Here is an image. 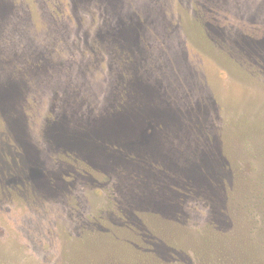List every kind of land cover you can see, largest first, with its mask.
<instances>
[{
    "label": "rangeland",
    "instance_id": "obj_1",
    "mask_svg": "<svg viewBox=\"0 0 264 264\" xmlns=\"http://www.w3.org/2000/svg\"><path fill=\"white\" fill-rule=\"evenodd\" d=\"M78 1L0 0L1 77L23 88L10 111L0 102V185L25 155L44 174L0 186V264H264V207L249 199L264 190V0H116L103 26L128 5L143 21L118 52L94 44L101 2ZM118 73L153 96L125 95ZM118 107L170 118L146 142L48 126L49 111L76 127Z\"/></svg>",
    "mask_w": 264,
    "mask_h": 264
},
{
    "label": "trees",
    "instance_id": "obj_2",
    "mask_svg": "<svg viewBox=\"0 0 264 264\" xmlns=\"http://www.w3.org/2000/svg\"><path fill=\"white\" fill-rule=\"evenodd\" d=\"M99 1L101 2V8H100L99 13L102 16L103 22H101L102 25L100 23V26L97 25L96 26L97 28L95 27L97 31L95 33L96 37H94V42H95L94 44H98V46L101 47L102 45L106 43L107 44L110 43L111 46L114 47L115 50H117V52L118 50L121 51L124 49L126 42L129 43L130 39H135L137 32L138 34L140 33V28L142 26L143 21H140L137 17H134L133 14L130 13L131 9L129 8V5H128V7L122 13H120L117 18H115L118 21L117 26H112L111 24H106L105 26H103L105 22L109 21L108 20L109 18L108 10H111V12L114 11L115 6L113 4H117V3H116V0L115 1L99 0ZM123 1L125 2V0ZM77 2L79 1L77 0ZM208 18H210L208 17V12L199 13L198 19L193 22V28H196L195 31L197 32L196 35H199V36L201 35L199 33L200 31H198L197 28L200 29L201 24L205 23ZM123 24L124 25L132 24L133 27L132 28L128 27L125 29V26ZM62 32H64V30ZM6 56L8 57H4L3 59L5 60V63H6L5 65L8 68V64L13 63V60L15 59L14 57L15 54L13 56L12 53H7ZM42 69H43V66L41 65V63H39L37 66L33 64V65H30V67L25 68L24 70L21 69L22 71L21 76L23 77V79L25 80L27 79L26 80V83H27L28 80L35 74V71L37 72L36 76L42 74L44 72L42 71ZM45 73L46 71L43 74ZM119 75H120L119 73L116 74V80L117 81L119 80L120 86H122V88H120L119 91H122L125 95L126 94L130 95V91L134 90L135 92L138 93L139 97L141 95L144 96V94H150L153 96V89L148 88L147 86L143 84V88L141 90L140 86H142L141 85L142 83L140 84L138 80H134L135 82H132L130 85L131 78L129 79L128 77H126L128 75L123 76V78H119ZM22 80H21V83H22ZM19 82L20 81L18 80V77L12 75L10 71L8 74H6V78H2L1 73H0V102L6 105L5 107L9 109V111L11 109L9 108L10 104L13 101H16L17 99H19L23 92V88L20 87ZM69 102L72 103V104L70 103V107L72 106L74 110L73 111V115H74L76 111L75 110L76 102L74 99L69 100ZM136 109L137 108L133 109V111L124 112V110H122L121 107H118L114 111L113 110L107 111L98 120H94L93 123H91L92 125L90 126H81L82 124L79 123L78 126L76 127H69V124L64 123L63 120H61V118L57 119L56 115H53L52 111H49V117L47 120L49 121V125H48L49 128L53 130L54 133H61V131L64 129L65 133H80L81 136H83V138L85 139L86 137L92 135V133H126L128 131L137 132L138 130L140 133V137L142 138V141L146 142L159 129L158 124L161 123L162 120H166L170 118V115L167 112V110L163 108H160L157 110L155 109V111L153 112L149 111L144 114H141L140 111L134 112ZM115 111L117 113L114 114ZM99 127L101 129H99ZM82 132L90 133V134L86 135V134H83ZM94 140H96L98 143L101 142L100 139L95 138ZM112 146L114 148L116 147L115 144L111 145L109 146L108 150H111ZM16 148L14 147V149ZM117 149L121 150L122 152L126 151V149L124 148L123 150L122 147H119ZM21 151L23 152V150ZM112 154H115V153H112ZM69 156L72 157V155H69ZM24 161L25 163L22 165L8 164V166L6 167L8 169L3 168L2 173H3V176H5L6 178L3 179V182L1 183L0 186L3 185V187L6 188V186H9L10 184L14 182H19L21 185H29L31 181H36V180L38 181L40 179H44V174H41L40 167H39L41 166L40 160L37 157L36 158L34 156L28 157L25 155ZM12 165L14 166L13 167L14 169H10ZM226 168L227 170H229L228 167ZM161 178L165 180V176L161 172L153 173L152 179L154 180V182H159ZM47 179L51 184L53 182L55 183L57 182V180L53 176H49V178ZM186 182L183 187L184 188L183 193L187 192L188 194V191L192 189L191 187L192 182H189V181H186ZM155 187L158 189L160 185L157 184ZM251 193H250L251 196L249 199L251 200L253 207L258 206V205L259 206L261 205L264 207V190L260 191V190L253 189L251 190ZM258 193L260 194L258 195ZM151 199H153L154 201V205L151 207L152 210L154 212L158 211V207H159L158 205H159V202H161V198H159V194L157 193L153 195Z\"/></svg>",
    "mask_w": 264,
    "mask_h": 264
}]
</instances>
